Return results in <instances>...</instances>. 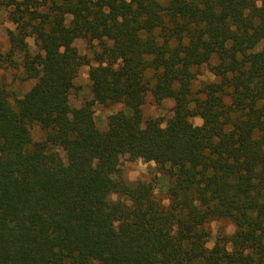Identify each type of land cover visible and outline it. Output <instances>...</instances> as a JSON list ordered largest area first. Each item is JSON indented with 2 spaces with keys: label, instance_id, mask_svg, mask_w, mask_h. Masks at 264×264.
<instances>
[{
  "label": "trees",
  "instance_id": "1",
  "mask_svg": "<svg viewBox=\"0 0 264 264\" xmlns=\"http://www.w3.org/2000/svg\"><path fill=\"white\" fill-rule=\"evenodd\" d=\"M3 4L15 28L0 67L18 55L36 82L16 102L0 85V264H264V0ZM79 38L100 49L94 99L73 108ZM205 64L217 80L194 90ZM148 95L175 100L166 123L144 121ZM94 102L128 111L101 130ZM125 156L165 170L167 205L113 177ZM219 218L235 232L209 247Z\"/></svg>",
  "mask_w": 264,
  "mask_h": 264
},
{
  "label": "rangeland",
  "instance_id": "2",
  "mask_svg": "<svg viewBox=\"0 0 264 264\" xmlns=\"http://www.w3.org/2000/svg\"><path fill=\"white\" fill-rule=\"evenodd\" d=\"M168 1V0H162ZM15 25L9 19V9L0 0V51L6 53L10 47L9 32L14 29ZM30 50L32 53L38 52L34 38H29ZM97 40H88L86 38L76 39L74 46L77 48L89 64H85L80 68L78 77L75 80L74 88L71 91L70 103L73 108H79L94 99L92 91V83L90 80V69L96 66L94 60V50L100 49ZM20 57L15 55L14 60L0 67V85L6 87L10 92V99L16 102L17 99L23 97L35 84V79H26L24 70L21 66H17ZM215 61L212 62V65ZM217 78L210 70V64L202 65L198 68L197 77L193 83L194 90H197L203 82L214 81ZM175 100L171 98L162 101H156L152 95H148L146 102L142 106L144 121L149 119H158L166 123L174 114ZM94 118L99 129H106L108 120L111 115L119 111H128L127 106L121 102H113L101 104L94 102L93 106ZM191 121L194 125H202L203 120L200 117H193ZM34 141L44 138V131L38 125L32 127ZM64 156V151L60 150ZM165 170L156 162H146L142 158L135 160L128 159L127 156L122 157L113 174L114 178L124 179L129 183L137 181L150 182L154 186V194L163 204L169 203L168 187L170 179L165 175ZM211 231L209 247H212L219 236L232 235L235 232V225L229 219H214L210 222Z\"/></svg>",
  "mask_w": 264,
  "mask_h": 264
}]
</instances>
